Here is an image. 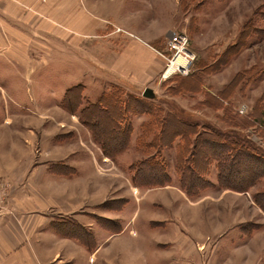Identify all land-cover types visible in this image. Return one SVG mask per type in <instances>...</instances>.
Wrapping results in <instances>:
<instances>
[{"label": "crops", "instance_id": "crops-1", "mask_svg": "<svg viewBox=\"0 0 264 264\" xmlns=\"http://www.w3.org/2000/svg\"><path fill=\"white\" fill-rule=\"evenodd\" d=\"M188 1L192 5V0ZM182 2L0 0V49L16 51L13 54L20 65L34 61L38 68L50 64L53 83L61 79L55 65L73 57L76 70L70 79L67 77L69 82L65 79L59 83L60 88L49 86L47 94L54 96L58 90L59 96H64L67 90L80 86L83 97L77 105L44 107L40 111L26 109L17 100L11 107H0V114H6L0 122V152L4 153L0 155V178L22 175L34 182L30 188H22L26 195L28 191L32 194L28 200L14 201L15 216L0 215V264H91L97 256V264L199 263V228L206 219L195 213L197 208L178 185L179 138L170 149L171 182L137 186L130 167L147 156L136 148V140L141 124L148 123L150 115H133L135 123L129 120L131 155L114 156L102 152L81 118V110L96 104L114 86L122 87L125 97L161 82L159 76L166 62L161 53L167 52V40L178 28L188 32L198 24L196 10L200 3L196 2L194 9L186 5L184 10ZM11 55L6 54L9 58ZM32 71L22 74V79L30 81ZM17 78L15 75L10 81L16 90ZM0 89L6 93L2 86ZM211 95L215 97L214 92ZM160 96L149 100L157 101ZM70 106L79 107L75 111ZM199 106L213 117L223 109L201 100ZM186 111L192 113V108ZM7 114H13L15 121ZM45 119L40 127L31 125L34 120L39 123ZM54 124L71 130L55 132ZM205 124L209 121L201 122L198 129ZM28 133L44 149L37 157L28 154V147L22 143L20 136ZM167 149L160 151L166 163ZM207 177L213 185L193 198L197 202L238 195L237 204H225L226 209H232L231 214L226 222L218 221L217 229H211V239L229 240L233 235L238 241H246L232 226L246 221L247 191L219 187L215 162ZM21 186L14 185L12 193L19 192ZM213 193L217 195L210 197ZM85 235L87 244L78 237Z\"/></svg>", "mask_w": 264, "mask_h": 264}, {"label": "rangeland", "instance_id": "rangeland-1", "mask_svg": "<svg viewBox=\"0 0 264 264\" xmlns=\"http://www.w3.org/2000/svg\"><path fill=\"white\" fill-rule=\"evenodd\" d=\"M182 1L184 2H182L181 8H184V10L186 5L189 9L191 6L194 9L196 2L200 3L198 10H196L199 14L197 27H193L188 32L180 30V28L175 30V33L183 32L190 38V47L195 54V58L188 75H192L193 79L191 82L187 81L182 84L180 83L181 76H171L168 79H162L157 85L148 86L153 90L155 97L161 95L157 101L151 102L157 108L164 110L168 108L170 110L181 109L184 115L186 113L191 114L190 118L197 123L209 121V125L224 131L233 129L232 127H227V117L230 122H236L240 125V127L233 130L244 134L256 146L264 150V128L248 124L255 117L264 120V0H192V5L188 0ZM22 7L24 8V6ZM200 20L202 21L201 24H199ZM211 22L212 24H210ZM177 27L179 26L177 25ZM14 52L16 51L11 49H0V86L6 91L4 93L0 89V107L4 108L6 104L11 107L14 104L13 101L17 100L26 109L40 111L44 107L77 105V103L80 104V99L83 101L80 90L73 92L74 97L70 102L68 98V101L65 100L66 93L64 96H59L58 90L54 96L47 94L49 86L60 88L59 83L64 82L65 79L66 82H69L67 77L70 79L74 72L73 70H76V66L73 64L75 60L73 57H68V61L55 65V73L60 74L59 77L61 79L53 83L51 76H54V74L50 73V64L39 66L38 68H36L37 65L34 61L26 66L20 65L15 61ZM7 53H12L10 56L12 59L6 56ZM165 53L167 52H163V54ZM17 54L15 55L16 57ZM223 60L224 62L222 63ZM29 71H32L28 76L31 78L30 81L25 77L22 79V74ZM15 75H18L17 79H19L16 82L17 90L12 84L10 85V81ZM193 88L196 89L195 92L189 91ZM174 90L184 92L182 95L173 97L170 94ZM113 91L114 94L118 92L119 96L121 95L122 97L126 95L122 87L119 89L113 88ZM142 91L143 89L134 94V98L143 97ZM169 91L171 92L170 94ZM23 92L27 95H24ZM212 92L215 94L213 102L211 99ZM127 96L129 95L127 94ZM62 97H64V101H61ZM222 97L225 99L224 102L220 100ZM128 100L131 102L130 98ZM200 100L209 105L214 104L216 109L226 106L231 111L225 116L222 109V113L216 114L217 111L213 117L210 111L207 113L204 108L202 109L199 106ZM138 105L139 109L141 104ZM70 107L76 111L79 106ZM190 107L192 108V113L186 111ZM4 114H0V122L4 121ZM7 116L11 117L12 122L15 121L13 114H7ZM232 116L234 119H232ZM129 118L135 123L136 118L133 114L126 116V119ZM46 120L48 119L39 123L34 120L31 125L36 126L38 124V127H40L41 124L47 122ZM54 126L55 132H69L71 130V128L63 124H54ZM20 137H22L24 146L28 147L26 152L32 157H37L41 152H44V149L39 144L36 145L34 135L31 137L28 133V135ZM129 142L130 136L127 141V147L121 153L131 155ZM96 143L102 149V142L96 140ZM167 148L168 165L166 164V166L168 170V168H172V151L170 149L173 147ZM153 152L155 153L156 151ZM0 155L3 156L4 153L1 154L0 152ZM138 162L136 161L135 164ZM101 170L105 172L104 168ZM207 180L210 181L209 179ZM33 184L34 182L27 176L1 177L0 215L15 216L14 201L28 200L32 194L28 191L26 195L22 188H30ZM14 185H22L19 192L12 193ZM263 188L264 178L259 180L247 192L244 191L247 193L245 198L248 201L246 203V221L232 226L233 228L236 227V232H241L242 237L245 236L247 238L246 241H238L233 235H230L231 238L229 240H212L213 232L211 229H214V227L217 229L219 226L218 221L226 222L227 217L231 214L232 209H226L225 204H237L238 195L236 197L228 195L221 200L208 198L199 202L189 198L193 202L192 206L197 208L195 213L201 219H206V224H200L199 228L202 236L200 235L199 237L198 249L200 256L198 264H210V261L212 264H264V212L253 199L254 193ZM215 194L217 195V193H213L210 197ZM56 200L60 202L63 198H56ZM240 201H242V197ZM217 206L220 207L217 208ZM55 207L58 209V206L55 205ZM236 212L238 213L237 210ZM149 213H152L151 209ZM59 218L66 219V217ZM215 224L217 225L215 226ZM76 233L78 234L77 231ZM78 237L86 244L88 243V236ZM97 263L98 256L91 264Z\"/></svg>", "mask_w": 264, "mask_h": 264}, {"label": "trees", "instance_id": "trees-1", "mask_svg": "<svg viewBox=\"0 0 264 264\" xmlns=\"http://www.w3.org/2000/svg\"><path fill=\"white\" fill-rule=\"evenodd\" d=\"M174 76H181L182 84L193 79L192 75L172 77ZM113 88L108 93L104 92L96 104H89L81 110V118L94 139L102 142V152L114 156L127 147L131 135L130 118L126 119V116L143 112L150 115L149 122L141 124L142 131L136 140V148H140L147 156L130 167L134 172L132 181L135 185L154 187L171 182L167 163L162 159L160 151L164 147H173L177 138H179L176 143L178 185L189 198L197 197L203 189L213 185L206 178L212 162L216 163L217 183L221 188L244 192L264 178V150L244 134L233 130L240 127L236 122L232 123L226 117V125L233 128L228 131L214 128L209 124H205L199 130V123L190 118L191 114L184 115L181 109L157 108L152 100L145 97L134 98L135 96L129 95L124 98L119 96L118 92L114 94ZM80 89V86H75L67 90L65 100L68 98L69 102L72 101L73 92ZM189 91L195 92L196 89ZM183 92L174 90L172 93L169 91V94L177 96ZM211 99L213 102L212 95ZM221 99L224 102L225 99L223 97ZM138 104H141L139 109ZM222 108L225 116L231 111L229 107ZM253 119L248 120V124L264 128L262 118ZM153 151L156 152L151 154ZM253 199L264 212V189L254 193Z\"/></svg>", "mask_w": 264, "mask_h": 264}, {"label": "built area", "instance_id": "built-area-1", "mask_svg": "<svg viewBox=\"0 0 264 264\" xmlns=\"http://www.w3.org/2000/svg\"><path fill=\"white\" fill-rule=\"evenodd\" d=\"M167 59L165 66L160 73L159 79L162 80L175 74H187L195 58V54L190 47V38L183 32H174L167 40Z\"/></svg>", "mask_w": 264, "mask_h": 264}, {"label": "water", "instance_id": "water-1", "mask_svg": "<svg viewBox=\"0 0 264 264\" xmlns=\"http://www.w3.org/2000/svg\"><path fill=\"white\" fill-rule=\"evenodd\" d=\"M142 96L145 98H155V94L150 87H145L142 91Z\"/></svg>", "mask_w": 264, "mask_h": 264}, {"label": "bare ground", "instance_id": "bare-ground-1", "mask_svg": "<svg viewBox=\"0 0 264 264\" xmlns=\"http://www.w3.org/2000/svg\"><path fill=\"white\" fill-rule=\"evenodd\" d=\"M161 55L166 59V61H167V59H170V54L169 53H165V54L161 53ZM182 75H188V73L187 74H182ZM170 77L171 76H168V77L163 78V79H168Z\"/></svg>", "mask_w": 264, "mask_h": 264}]
</instances>
